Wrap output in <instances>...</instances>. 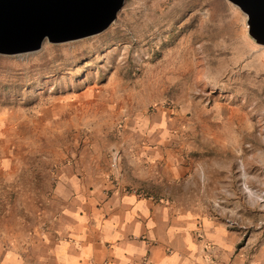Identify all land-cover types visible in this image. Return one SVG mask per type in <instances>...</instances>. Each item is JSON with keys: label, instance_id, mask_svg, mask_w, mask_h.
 Here are the masks:
<instances>
[{"label": "rangeland", "instance_id": "374dc122", "mask_svg": "<svg viewBox=\"0 0 264 264\" xmlns=\"http://www.w3.org/2000/svg\"><path fill=\"white\" fill-rule=\"evenodd\" d=\"M138 127L163 148L144 194L225 225L264 262V46L237 6L125 0L99 34L0 54V171Z\"/></svg>", "mask_w": 264, "mask_h": 264}, {"label": "crops", "instance_id": "0c3cea01", "mask_svg": "<svg viewBox=\"0 0 264 264\" xmlns=\"http://www.w3.org/2000/svg\"><path fill=\"white\" fill-rule=\"evenodd\" d=\"M72 122L69 110L60 133ZM133 131L106 129L80 149L33 151L35 163L3 167L0 264H264L245 261L225 225L144 194L163 148L148 128Z\"/></svg>", "mask_w": 264, "mask_h": 264}, {"label": "water", "instance_id": "95a60500", "mask_svg": "<svg viewBox=\"0 0 264 264\" xmlns=\"http://www.w3.org/2000/svg\"><path fill=\"white\" fill-rule=\"evenodd\" d=\"M125 0H0V54L34 52L99 34ZM247 17L248 35L264 46V0H228Z\"/></svg>", "mask_w": 264, "mask_h": 264}]
</instances>
